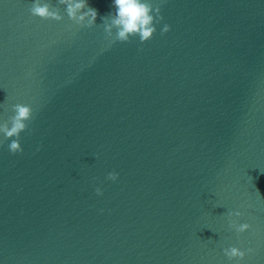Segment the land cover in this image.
I'll return each instance as SVG.
<instances>
[{
	"label": "water",
	"instance_id": "water-1",
	"mask_svg": "<svg viewBox=\"0 0 264 264\" xmlns=\"http://www.w3.org/2000/svg\"><path fill=\"white\" fill-rule=\"evenodd\" d=\"M33 2L0 0V124L35 117L22 153L0 133V264H264V0H151L143 44L113 0L91 28Z\"/></svg>",
	"mask_w": 264,
	"mask_h": 264
},
{
	"label": "clouds",
	"instance_id": "clouds-1",
	"mask_svg": "<svg viewBox=\"0 0 264 264\" xmlns=\"http://www.w3.org/2000/svg\"><path fill=\"white\" fill-rule=\"evenodd\" d=\"M59 5L66 6L65 12L68 18L81 27L91 28L96 25L98 11L88 6L87 0H57ZM114 12L101 17L103 20L104 31L108 37L113 36L115 29L114 42L131 43L132 38L138 37L140 43L151 40L156 33V25L160 24L164 17L161 13V5L153 4L151 0H113ZM85 9H87L85 11ZM29 13L33 17H39L41 20L62 21L63 15L59 7L45 2V0H34L29 8ZM86 22V23H85ZM170 30V25L164 24L161 29V35ZM142 50V49H141ZM13 116L3 124H0V133L5 140H10L8 150L12 154L22 153L21 133L29 132V127L34 120L33 109L30 105L17 103L13 105ZM119 173L112 171L108 173L107 179L116 181ZM97 195H103L100 188H96ZM243 214L239 211L227 212V218L230 228L234 229L237 234L244 233L251 228L248 223H239V217ZM254 250L249 248L246 251L238 247L224 248V255L232 260H243L246 254Z\"/></svg>",
	"mask_w": 264,
	"mask_h": 264
}]
</instances>
